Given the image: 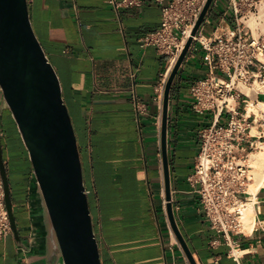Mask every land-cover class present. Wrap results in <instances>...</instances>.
<instances>
[{
  "label": "crops",
  "instance_id": "crops-1",
  "mask_svg": "<svg viewBox=\"0 0 264 264\" xmlns=\"http://www.w3.org/2000/svg\"><path fill=\"white\" fill-rule=\"evenodd\" d=\"M169 1L116 9L110 0H28L83 152L102 264H191L167 214L162 159L164 92L175 65L156 47L139 43L160 30ZM229 1L219 0L206 36L220 21L234 24ZM203 53L182 65L171 90L168 157L176 222L196 264H264V185L252 199V230L226 241L211 228L188 180L198 134L214 120L211 112H197L190 96L207 72ZM0 132L20 236L0 237V264H61L29 153L1 90Z\"/></svg>",
  "mask_w": 264,
  "mask_h": 264
},
{
  "label": "built area",
  "instance_id": "built-area-1",
  "mask_svg": "<svg viewBox=\"0 0 264 264\" xmlns=\"http://www.w3.org/2000/svg\"><path fill=\"white\" fill-rule=\"evenodd\" d=\"M207 2H167L160 30L142 36L139 43L142 49L153 46L169 55L174 65L190 38L193 42L183 64L200 49L204 52L207 72L192 86L190 96L194 109L213 113L214 120L198 134L194 171L188 180L200 197L211 228L229 241L249 233L245 212L253 202L248 192L250 155L264 143V112L248 109L250 103L264 101V0H230L228 12L234 24L220 21L211 36H206L209 16L219 4L213 0L193 36ZM142 3L110 0L116 9ZM12 233L0 173V237Z\"/></svg>",
  "mask_w": 264,
  "mask_h": 264
},
{
  "label": "water",
  "instance_id": "water-1",
  "mask_svg": "<svg viewBox=\"0 0 264 264\" xmlns=\"http://www.w3.org/2000/svg\"><path fill=\"white\" fill-rule=\"evenodd\" d=\"M212 1L208 0L193 36ZM192 42L190 38L186 43L166 83L161 137L167 214L189 262L196 264L176 222L168 157L171 90ZM0 90L29 153L61 264H102L72 117L59 76L34 31L28 0H0ZM0 173L13 235L20 241L1 132Z\"/></svg>",
  "mask_w": 264,
  "mask_h": 264
},
{
  "label": "bare ground",
  "instance_id": "bare-ground-1",
  "mask_svg": "<svg viewBox=\"0 0 264 264\" xmlns=\"http://www.w3.org/2000/svg\"><path fill=\"white\" fill-rule=\"evenodd\" d=\"M248 109L249 112L257 114L264 112V102H260L258 105L252 102L250 103ZM250 165L253 170L252 181L249 184L248 192L251 195V198H254L259 188L264 185V143L260 145L257 151L250 155ZM247 206L248 207L245 212V222L248 230L251 231L254 227V207L252 203Z\"/></svg>",
  "mask_w": 264,
  "mask_h": 264
},
{
  "label": "rangeland",
  "instance_id": "rangeland-1",
  "mask_svg": "<svg viewBox=\"0 0 264 264\" xmlns=\"http://www.w3.org/2000/svg\"><path fill=\"white\" fill-rule=\"evenodd\" d=\"M209 33V31L208 30H206L205 31V34H208ZM258 87V85L256 84L255 85V87L254 88H257ZM263 101V100H262ZM264 102V101H263ZM72 122H73V120H72ZM74 125V124H73ZM75 128V127H74ZM77 136V135H76ZM78 146H79V144H78ZM80 150V149H79ZM80 157H81V161H82V166L84 167V165H85V162H84V157H83V152L80 150ZM253 170V169H252ZM84 174V173H83ZM251 175H252V171H251ZM251 183V182H250ZM249 183V184H250ZM249 187V186H248ZM91 210V209H90ZM91 212H92V210H91ZM91 215H92V213H91Z\"/></svg>",
  "mask_w": 264,
  "mask_h": 264
}]
</instances>
